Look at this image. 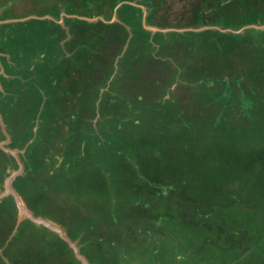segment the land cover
<instances>
[{"label": "rangeland", "instance_id": "rangeland-1", "mask_svg": "<svg viewBox=\"0 0 264 264\" xmlns=\"http://www.w3.org/2000/svg\"><path fill=\"white\" fill-rule=\"evenodd\" d=\"M84 3L0 0V197L89 264H264V0ZM16 209L0 264H83Z\"/></svg>", "mask_w": 264, "mask_h": 264}, {"label": "water", "instance_id": "water-1", "mask_svg": "<svg viewBox=\"0 0 264 264\" xmlns=\"http://www.w3.org/2000/svg\"><path fill=\"white\" fill-rule=\"evenodd\" d=\"M1 90H2V87L0 85V91ZM0 124L2 126V130H3V133L5 134V136L8 139H10V135L7 132V129H6L5 123L3 121V117L1 115V112H0ZM7 150H8V152H13V154L17 153L16 151L11 150V149H7ZM22 167H23L22 164H20L19 170L17 172L13 173L9 178H7V180L5 181V193L0 197V199L8 197V196L9 197L12 196L14 198L15 204H16L20 214L22 216L26 217V221H30V222L34 223L35 225L44 226V227L58 233L60 235V237L62 238V240H64L70 246V248L73 250L76 258L80 262H82L83 264H89L86 257L80 252L79 248L67 236V234L63 231V229H61L59 226L53 224L51 221L45 219L44 217H40V216L35 215L34 212H32L28 209V207H27L26 203L24 202L22 196L13 187V181L17 177L16 175L19 174V172L21 171Z\"/></svg>", "mask_w": 264, "mask_h": 264}, {"label": "trees", "instance_id": "trees-1", "mask_svg": "<svg viewBox=\"0 0 264 264\" xmlns=\"http://www.w3.org/2000/svg\"><path fill=\"white\" fill-rule=\"evenodd\" d=\"M90 1H96V3H97V1H99V0H85V3H84V5H85V7L87 6V4L90 2ZM106 1L107 0H104V4H100V3H97L98 5H99V7H98V11H97V16H103V17H105L106 16V18H112L113 17V14L111 13V11H112V8L111 7H113L114 8V6L112 5V4H110V8H109V11H108V14L106 13V11L103 9V5L105 6V3H106ZM97 5V6H98ZM110 13V14H109ZM105 15V16H104ZM72 20V19H71ZM71 20H69V21H71ZM76 21V20H75ZM79 22V21H78ZM81 22V21H80ZM81 23H84L85 24V22H81ZM99 24H103V23H99ZM94 26H96V25H94ZM92 27V26H91ZM240 127H238V129H239ZM235 130H237L236 128H235ZM241 130V129H240ZM30 159H32V157L30 158ZM30 159H28V161H30ZM14 187H15V190L22 196V198H24V200L27 202V204H29V206L34 210V212H35V215H40V214H37L36 212L37 211H35L36 209L37 210H40V203H38V202H41V199H43V195L42 194H39L40 192H38L36 195H38V197L40 198V200L37 198L36 199V201L34 202L33 200H30V198H29V196L26 194V192H25V188H17L16 186H15V182H14ZM36 191V190H35ZM33 195V194H32ZM42 195V196H41ZM36 197V196H35ZM8 199V198H7ZM9 199H10V201H2L1 202V205H0V217H1V215H2V213H3V211L4 210H8L10 213H11V216H13L12 215V213H16V211H17V209H16V204H15V201H14V198L12 197V196H10L9 197ZM15 210V211H14ZM25 223V222H24ZM32 224V222H30V221H26V224ZM59 239V238H58ZM60 240V242H62L63 243V245H56L55 247L57 248L56 250H57V252H58V256H62L63 257V255L65 254V253H68L69 251H65V247H67L68 245H67V243L64 241V240H62V239H59ZM65 246V247H64ZM69 250V249H68Z\"/></svg>", "mask_w": 264, "mask_h": 264}, {"label": "clouds", "instance_id": "clouds-1", "mask_svg": "<svg viewBox=\"0 0 264 264\" xmlns=\"http://www.w3.org/2000/svg\"><path fill=\"white\" fill-rule=\"evenodd\" d=\"M0 64H1V63H0ZM2 68H3L2 70H4V67H3V66H2ZM0 83H1V86L3 87V85H2V82H1V81H0ZM2 90H3V89H2ZM2 90H1V91H2ZM1 91H0V92H1Z\"/></svg>", "mask_w": 264, "mask_h": 264}, {"label": "flooded vegetation", "instance_id": "flooded-vegetation-1", "mask_svg": "<svg viewBox=\"0 0 264 264\" xmlns=\"http://www.w3.org/2000/svg\"><path fill=\"white\" fill-rule=\"evenodd\" d=\"M114 16V15H113ZM3 91V90H2Z\"/></svg>", "mask_w": 264, "mask_h": 264}]
</instances>
